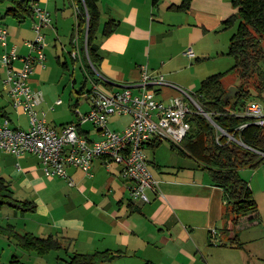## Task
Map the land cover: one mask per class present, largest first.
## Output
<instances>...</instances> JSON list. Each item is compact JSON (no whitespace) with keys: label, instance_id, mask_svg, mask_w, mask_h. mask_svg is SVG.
Instances as JSON below:
<instances>
[{"label":"crops","instance_id":"crops-1","mask_svg":"<svg viewBox=\"0 0 264 264\" xmlns=\"http://www.w3.org/2000/svg\"><path fill=\"white\" fill-rule=\"evenodd\" d=\"M46 1L42 2L45 7ZM72 4L75 13L73 0ZM96 4L99 20L94 35L99 29L101 34L92 43L97 45V72L103 78L101 84L109 90L137 82L141 65L149 71L162 73L165 79L173 75L175 66L171 69L167 66L185 59L187 47H197L206 32L219 29L223 20L236 9L231 0H97ZM59 13H63L62 8L57 15ZM50 15L51 23L43 27L57 29L56 20L52 22ZM109 19L116 24L112 31L103 34V23ZM15 47L22 55L17 50L19 45ZM192 50L190 58L195 56ZM27 53L28 50L23 54ZM14 64L18 66L20 61ZM32 74L29 81L33 80ZM3 89L6 102L10 103L5 86ZM157 91L158 94L162 92V97H158L165 101L178 94V89L172 85H161ZM0 106L4 107L11 122L5 104L1 102ZM2 117L4 115H0V119ZM11 125L21 126L19 121ZM94 135L91 131L90 136ZM185 156L188 160L175 163L172 165L175 168L168 173L151 171L158 180V191L146 190L147 201L129 196L124 200L118 194V189L123 192L124 186L116 176L118 166L115 164L113 169L107 170L101 159L95 158L91 164L92 175L69 166L67 173L77 184V191L72 197L66 195L69 201L65 211L57 215L50 199L41 193L45 190L47 176L32 153L15 156L0 148V176L14 188L10 189L13 194H16L15 189L24 192L23 198L18 199L34 203L31 211L41 219L36 222L45 223L47 226H42L43 230L55 235L61 245L66 242L72 252H115L110 259L95 264H247L252 256L262 260L263 253L252 250L249 239L240 237L239 230L223 212L222 188L212 183L204 165L190 155ZM149 164L160 168L148 158ZM101 167L108 174H103ZM48 178L64 179L60 176ZM105 185L106 194L101 193ZM81 196L82 200L76 201ZM211 231H215V238Z\"/></svg>","mask_w":264,"mask_h":264},{"label":"built area","instance_id":"built-area-1","mask_svg":"<svg viewBox=\"0 0 264 264\" xmlns=\"http://www.w3.org/2000/svg\"><path fill=\"white\" fill-rule=\"evenodd\" d=\"M28 1L32 8L31 27L34 37L24 40L27 54H18L15 45L7 47L8 31L0 25V45L3 47L0 62L5 69L3 86L7 90L11 107L26 113L28 126H13L7 116L2 117L0 148L15 156L27 152L34 154L44 175L63 177L69 185L74 181L67 173L68 166L92 175V161L100 158L107 170H110L112 164L119 167L118 174L129 181L124 188L130 198L147 201L146 190L158 191V180L149 168L145 148L162 139L179 145L190 127L187 114L192 111L200 113V104L185 88L166 80L162 73L149 71L145 65H141L139 80L125 84L120 89H106L101 84L103 78L100 74L90 78L89 109L86 112L77 111V121L50 125L46 121L45 111L36 107L43 99L42 92L31 88L28 81L36 64L44 66L43 46L46 42L41 28L51 23V15L41 6V2L46 0ZM72 43L70 54L75 60L79 59L82 65L76 33ZM184 53L190 57L193 50L189 46ZM16 60L20 61V65L14 64ZM161 85H172L178 89V94L170 96L166 101L160 99L157 90ZM60 99L57 98L54 103L62 102ZM114 113L129 116L122 129L108 126L109 115ZM241 114L250 120L238 127L250 122L264 124V109L257 100H249ZM88 120L94 126L95 137L81 127ZM216 128L227 140H238L232 133L221 127ZM242 145L247 146L245 143ZM259 153L264 155V151Z\"/></svg>","mask_w":264,"mask_h":264},{"label":"rangeland","instance_id":"rangeland-1","mask_svg":"<svg viewBox=\"0 0 264 264\" xmlns=\"http://www.w3.org/2000/svg\"><path fill=\"white\" fill-rule=\"evenodd\" d=\"M42 2L41 6H44ZM7 4V1L0 3V15H2L0 25L6 27L8 31L7 47L12 44L19 45L17 50L22 54L26 53L28 49L27 47L24 48L23 40L34 37V31L31 27L32 19L27 16L23 21H17L9 13L5 14L4 11ZM72 5V0L46 1V7H44L52 14V22L56 20V26L58 28L53 29L50 26L41 28L42 33L44 32V41L46 42L43 46V52L45 54L44 67L41 68L40 65L36 64L32 72L33 80L28 81L31 88L38 89L42 92L43 99L40 100L41 102L37 105V108L43 109L47 114V122L50 125L56 126L68 122V120L71 119L77 121V111L86 112L89 109V98H91L89 91L91 88L90 78H95L99 74L97 70L93 71V73L88 71L86 67L87 59H84L83 56L81 65L79 59L73 60L69 54V50L71 51L72 49L71 43L69 42L71 32H73V29L75 31L76 26L75 13ZM61 8L63 13L57 15ZM232 20L227 24L223 23L222 26L215 31L206 32L198 41L197 47L196 45H192L191 47L194 49L195 56L190 58L184 53L185 59L181 58L171 63V65L169 64L167 67L170 69L175 66L173 71L174 74L166 76V79L185 88V90L192 94L198 88L201 79L211 73L224 71L230 67L233 64V57L226 53V50L228 39L231 33L236 29L238 19L234 18V20ZM100 34L99 29L93 37L94 41L98 39ZM2 50L3 47L0 45V54ZM56 55L59 57L56 58ZM61 61H65L66 65H62ZM261 64L264 67V60ZM4 73L5 69L0 62V103H4L7 108L8 116L11 118L10 124H15L16 121H19L22 127H27L28 117L26 113L22 110L12 109L10 103L6 102L7 97L5 96L2 85ZM223 82L233 84L238 82V80L237 77L232 78L231 76H225ZM252 92L253 94L250 95L248 99L257 100L264 109V91L260 95H256L254 90H252ZM161 95L162 92L160 91L158 96L162 97ZM57 98H61L60 100H62V102L54 103ZM108 119V126L119 130L122 129L124 124L128 121L129 116L126 114L114 113L109 115ZM81 127L86 131H90L89 135H91V131H94V126L89 120L82 123ZM93 137H95V135ZM199 141H202L201 138L197 139L196 143ZM181 146V143L179 145H173L167 139H162L157 145L147 146L145 149L149 160H154L155 163L160 165L158 169L157 165L153 166L149 164L151 171L156 172V174H162L163 171L168 173L175 163L187 161L188 157L185 155H189V153L185 152V154L179 151V149H182ZM199 148L200 145L197 144V149ZM200 151L201 149L199 152ZM196 161L203 165L201 161L197 159ZM113 167L114 164H112L110 168L113 169ZM104 170V167H101V172L103 174H108ZM239 174L242 178L248 180L252 189V194L257 204V215L251 219L241 217L234 225L236 229L239 230L238 233L240 237L249 239V246H251L252 250L257 253H263L262 255L264 256V159L255 166L241 167L239 169ZM116 176L119 181L123 183L124 187L129 183L128 180L118 175V170ZM45 182V190H42L41 193L50 199V205L54 208L53 212H57V215L61 213V211H65V207L69 201L66 195L72 197L73 193L77 191V184L73 183L69 185L65 178L63 180H53L49 179L48 176ZM9 188L11 190L14 189L12 186H9ZM107 190L105 185L101 193L106 194ZM14 192L16 194L12 192L13 196L23 198L24 192L18 189H15ZM118 194L122 196L124 200L128 198V192L125 188L123 192L118 189ZM80 200H82V196L76 199V201ZM78 209L80 208H77V210ZM79 211L84 212V210ZM224 212H226L225 206ZM38 218L39 215L37 213L28 209L22 210L7 204L0 207V225H13L12 228L17 232L31 230L37 235L47 234L48 230H43L47 225L45 223H43V225L38 224L36 220H41ZM42 226L44 228H42ZM210 234L212 238H215V231H211ZM72 251V249L67 248L66 242H62L59 248L51 249L44 253H39L35 250H25L17 244L14 236H10L9 238L5 233H0V263H8L9 260L13 258L11 255H15L27 264H67L69 255ZM247 264H264V258L261 260L252 256Z\"/></svg>","mask_w":264,"mask_h":264},{"label":"trees","instance_id":"trees-1","mask_svg":"<svg viewBox=\"0 0 264 264\" xmlns=\"http://www.w3.org/2000/svg\"><path fill=\"white\" fill-rule=\"evenodd\" d=\"M4 1L8 2L4 13H9L17 21H23L27 16H31L32 8L28 0H0V3ZM73 1L76 5V26L75 31L73 29L71 32L69 42L72 46V39L76 33L80 52L84 59H87L86 67L93 73L97 70L99 60L97 45L92 43L99 20L97 0ZM231 4L236 9L223 20V23L238 19L237 27L228 39L226 50V53L233 57V64L224 71L211 73L201 79L192 95L219 127L232 133L248 147L236 140H227V137L201 112L192 111L187 114L190 127L181 140L182 149L179 151L187 152L201 161L212 183L222 188L225 213L234 225L241 217L251 219L257 215V204L252 189L248 180L240 176L239 169L244 166H255L264 159V155L259 153L264 151V124L250 122L242 127L238 126L250 120L248 116L242 115L241 111L251 100L248 98L253 94L252 90L256 95L264 91V67L261 64L264 60V0H231ZM1 17L2 15L0 19ZM115 24L113 19L104 21L102 33L108 34ZM61 64L66 65V62ZM225 76L237 77L238 80L233 83L237 87V92L226 100L223 99V95L230 83L223 82ZM0 115H7L3 106H0ZM199 138L202 141L196 143ZM153 144L157 145L158 142ZM197 144L200 145L199 149ZM4 204L22 210H33L35 207L31 200L14 197L7 182L0 176V207ZM12 227L13 225H0V233H5L9 238L14 236L17 244L25 250L44 253L61 246L53 234L37 235L27 230L17 232ZM114 254L115 252L109 250L74 251L69 255L67 264H95L110 259ZM11 256L13 258L8 263L0 264H27L15 255Z\"/></svg>","mask_w":264,"mask_h":264},{"label":"water","instance_id":"water-1","mask_svg":"<svg viewBox=\"0 0 264 264\" xmlns=\"http://www.w3.org/2000/svg\"><path fill=\"white\" fill-rule=\"evenodd\" d=\"M237 92V87L234 85V84H230L228 85L227 87V90L226 92L224 93L223 95V99L226 100L230 97H232L235 93ZM200 110L202 112V114L213 124L215 125L216 127H219L213 120V118L205 111L203 110L201 107H200ZM238 141L240 144H243L242 141L240 140H236Z\"/></svg>","mask_w":264,"mask_h":264}]
</instances>
